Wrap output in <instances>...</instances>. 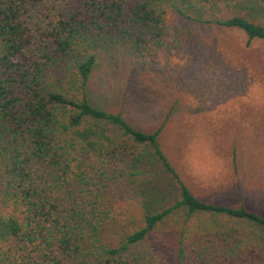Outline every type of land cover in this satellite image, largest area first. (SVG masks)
Returning a JSON list of instances; mask_svg holds the SVG:
<instances>
[{
  "label": "trees",
  "instance_id": "1",
  "mask_svg": "<svg viewBox=\"0 0 264 264\" xmlns=\"http://www.w3.org/2000/svg\"><path fill=\"white\" fill-rule=\"evenodd\" d=\"M169 11L264 40V0H0V264H264V214L197 197L159 147L162 124L144 132L88 101L100 51L149 64L170 47ZM148 152L177 194L118 210ZM163 226L170 255L150 239Z\"/></svg>",
  "mask_w": 264,
  "mask_h": 264
},
{
  "label": "rangeland",
  "instance_id": "2",
  "mask_svg": "<svg viewBox=\"0 0 264 264\" xmlns=\"http://www.w3.org/2000/svg\"><path fill=\"white\" fill-rule=\"evenodd\" d=\"M168 22L174 41L149 64L119 47L100 51L88 101L108 112L121 109L144 132L162 124L159 147L197 197L264 214V40L174 11ZM139 164L137 176L115 195L118 210L130 202L134 214L177 194L151 152ZM132 222L111 227L117 233ZM171 232L163 226L150 238L152 246L170 255Z\"/></svg>",
  "mask_w": 264,
  "mask_h": 264
}]
</instances>
